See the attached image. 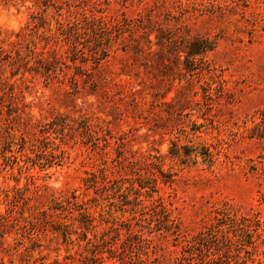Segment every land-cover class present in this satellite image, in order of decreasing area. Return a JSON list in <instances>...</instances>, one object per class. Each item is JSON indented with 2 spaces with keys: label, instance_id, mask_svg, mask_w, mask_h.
I'll use <instances>...</instances> for the list:
<instances>
[{
  "label": "rangeland",
  "instance_id": "obj_1",
  "mask_svg": "<svg viewBox=\"0 0 264 264\" xmlns=\"http://www.w3.org/2000/svg\"><path fill=\"white\" fill-rule=\"evenodd\" d=\"M0 10V264H264V0Z\"/></svg>",
  "mask_w": 264,
  "mask_h": 264
},
{
  "label": "clouds",
  "instance_id": "obj_2",
  "mask_svg": "<svg viewBox=\"0 0 264 264\" xmlns=\"http://www.w3.org/2000/svg\"><path fill=\"white\" fill-rule=\"evenodd\" d=\"M0 13H2V10H0ZM57 187H59V185H56Z\"/></svg>",
  "mask_w": 264,
  "mask_h": 264
}]
</instances>
